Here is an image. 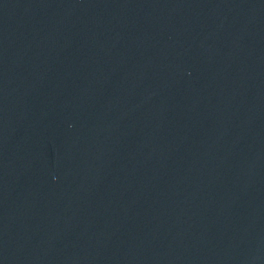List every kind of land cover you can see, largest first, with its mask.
<instances>
[{"label": "water", "instance_id": "obj_1", "mask_svg": "<svg viewBox=\"0 0 264 264\" xmlns=\"http://www.w3.org/2000/svg\"><path fill=\"white\" fill-rule=\"evenodd\" d=\"M0 264H264V0H0Z\"/></svg>", "mask_w": 264, "mask_h": 264}]
</instances>
